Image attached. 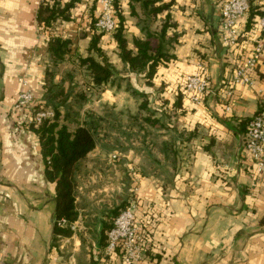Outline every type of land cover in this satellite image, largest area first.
Instances as JSON below:
<instances>
[{
  "label": "crops",
  "instance_id": "0c3cea01",
  "mask_svg": "<svg viewBox=\"0 0 264 264\" xmlns=\"http://www.w3.org/2000/svg\"><path fill=\"white\" fill-rule=\"evenodd\" d=\"M223 1L157 0L170 7L152 18L140 1L133 12L131 0H118L128 48L136 49L134 40L145 37L146 26L158 31L167 14L168 36L177 35L172 58L148 85L142 74L126 70L114 35L91 28L98 0H78L71 20L49 28L38 23L40 0H0V264H122L119 250L105 252L104 227L134 191L145 247L139 264H264V172L257 173L243 155V122L264 107V50L249 71L254 84H231L235 67L223 42ZM251 4L264 14V0ZM262 15L250 25L248 16L240 19L239 58L262 40ZM50 34L71 41L70 54L56 66L48 53ZM95 35L99 52L90 47ZM87 56L111 63L121 85L116 78L91 87L79 61ZM48 68L56 82L73 72L86 94L76 119L66 120L61 110L60 122L72 132L88 113L108 109L127 123L140 112V93L148 95L158 120L154 127L100 133L77 174L78 217L70 236L54 234L56 182L47 177L40 137L27 124L30 112L15 107L21 78L35 103L44 102ZM201 70L210 90L196 104L183 91L184 81ZM188 133L195 134L187 139ZM166 141L175 150V167L161 151Z\"/></svg>",
  "mask_w": 264,
  "mask_h": 264
},
{
  "label": "trees",
  "instance_id": "16d2710c",
  "mask_svg": "<svg viewBox=\"0 0 264 264\" xmlns=\"http://www.w3.org/2000/svg\"><path fill=\"white\" fill-rule=\"evenodd\" d=\"M78 0H54L53 2L43 1L38 9V23L47 28L53 27L58 20L67 21L72 19V8ZM140 1L141 6L146 8L145 14L156 18L160 13L169 9L170 4L157 5V0H131L132 11H135V3ZM250 7L246 13L248 16V25L251 24L254 15L263 13L256 6ZM117 28L114 32V38L118 43L120 57L125 63L126 70L135 74H142L146 78V83L152 85V80L160 64L172 58L169 53L170 47L178 41L177 35L168 36L170 24L169 14L166 15L165 21L160 24L158 31L152 32L150 27L146 26L145 37L134 40L135 50L128 48L127 39L123 33V16L120 12L118 0L115 1ZM264 15V14H263ZM96 18L91 22V28L96 33ZM100 33L101 32H98ZM153 39L157 42L154 43ZM71 41L60 35H48L47 47L50 63L54 66L59 65L70 54ZM98 35L94 36L91 42V48L100 51L97 46ZM80 64L86 66V75L89 79L88 84L91 87L100 89L109 82H115L121 85V77H116V70L109 62L100 63L92 56L80 57ZM56 72L46 70V93L43 103H34L33 108L38 109L41 105L50 107L54 110L55 116L52 119H45L40 124L31 123L29 127L34 130L40 137L42 155L46 162L47 177L56 182V200L54 210V234L70 236L72 229L70 224L78 217V211L75 203V189L77 187V174L80 170L83 160L87 154L95 147L100 133L117 128V126H138L139 129L144 127H154L158 120L155 117L154 110L151 109L150 99L147 94L140 93L141 104L140 112L131 115L128 122L122 121V116L114 110L108 109L105 114L88 113L86 119L81 125H78L72 132L69 126L61 124V110L64 111L66 120H74L78 117L79 108L86 100V94L82 89H78L77 81L74 82V73L68 71L61 81H55ZM131 80V79H130ZM130 90L135 92L131 83L127 85ZM181 96L184 92L181 91ZM187 95V94H186ZM178 104H181L179 98ZM177 104V105H178ZM260 111V110H259ZM251 120H245L244 125L249 124ZM161 125V124H160ZM163 125V124H162ZM162 127V126H160ZM246 133V132H245ZM107 133L103 134L106 135ZM184 135L183 133H181ZM195 133H188L187 139ZM161 151L166 155L170 165L175 167V150L168 141L161 147ZM119 212L115 213L117 215ZM114 215V216H115ZM63 220L67 224H62ZM264 220V219H263ZM112 227V223H106L104 227L105 236Z\"/></svg>",
  "mask_w": 264,
  "mask_h": 264
},
{
  "label": "built area",
  "instance_id": "2783aa9c",
  "mask_svg": "<svg viewBox=\"0 0 264 264\" xmlns=\"http://www.w3.org/2000/svg\"><path fill=\"white\" fill-rule=\"evenodd\" d=\"M53 2L54 0H40ZM116 0H98L95 27L98 32L114 34L117 28ZM250 7V0H224L221 7V23L226 31L223 42L227 52L234 61V72L231 84L244 83L252 86L254 81L249 71L256 67L261 53L264 50V15L257 18V25L262 33V40L257 42L248 56L241 59L237 56L241 32L239 21L246 16ZM22 89L19 93L15 107L28 110L30 117L27 124L34 123L37 127L45 119H52L55 112L52 108L41 105L34 109V96L27 87L25 78L20 79ZM210 90V80L207 72H199L187 75L184 81L183 91L196 104L203 102L206 93ZM244 157L248 164L259 174L264 172V107L256 113L247 126L243 138ZM117 154L113 155L115 158ZM138 196L136 192L129 199L128 204L114 217L112 227L107 232V245L105 252L111 254L116 250L121 252L122 264H139L144 258V243L140 235V227L136 224V210ZM62 224H67L63 220ZM74 230V222L70 224Z\"/></svg>",
  "mask_w": 264,
  "mask_h": 264
},
{
  "label": "rangeland",
  "instance_id": "374dc122",
  "mask_svg": "<svg viewBox=\"0 0 264 264\" xmlns=\"http://www.w3.org/2000/svg\"><path fill=\"white\" fill-rule=\"evenodd\" d=\"M116 216V215H115Z\"/></svg>",
  "mask_w": 264,
  "mask_h": 264
}]
</instances>
